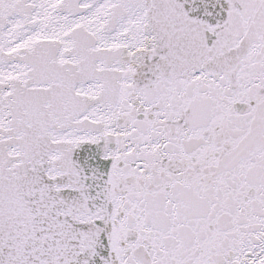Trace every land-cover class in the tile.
<instances>
[{
	"label": "snow or ice",
	"instance_id": "6c2138e0",
	"mask_svg": "<svg viewBox=\"0 0 264 264\" xmlns=\"http://www.w3.org/2000/svg\"><path fill=\"white\" fill-rule=\"evenodd\" d=\"M0 264H264V0H0Z\"/></svg>",
	"mask_w": 264,
	"mask_h": 264
}]
</instances>
